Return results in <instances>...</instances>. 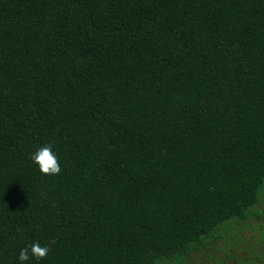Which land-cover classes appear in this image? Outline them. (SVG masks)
Segmentation results:
<instances>
[{
	"label": "trees",
	"instance_id": "obj_1",
	"mask_svg": "<svg viewBox=\"0 0 264 264\" xmlns=\"http://www.w3.org/2000/svg\"><path fill=\"white\" fill-rule=\"evenodd\" d=\"M0 264H264V0H0Z\"/></svg>",
	"mask_w": 264,
	"mask_h": 264
},
{
	"label": "clouds",
	"instance_id": "obj_2",
	"mask_svg": "<svg viewBox=\"0 0 264 264\" xmlns=\"http://www.w3.org/2000/svg\"><path fill=\"white\" fill-rule=\"evenodd\" d=\"M38 164L39 170L45 175H58L61 172L60 164L56 154L52 151L51 145H45L39 148L31 157ZM50 249L47 246H41L39 242H33L28 247L22 248L19 253L21 262L28 261L30 257L37 261L46 258Z\"/></svg>",
	"mask_w": 264,
	"mask_h": 264
}]
</instances>
